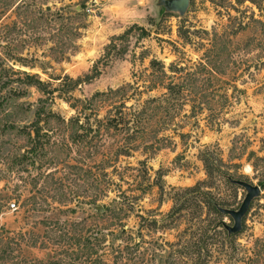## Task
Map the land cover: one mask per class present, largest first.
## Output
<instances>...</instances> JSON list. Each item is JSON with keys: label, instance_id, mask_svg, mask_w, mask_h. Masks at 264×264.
I'll return each instance as SVG.
<instances>
[{"label": "rangeland", "instance_id": "374dc122", "mask_svg": "<svg viewBox=\"0 0 264 264\" xmlns=\"http://www.w3.org/2000/svg\"><path fill=\"white\" fill-rule=\"evenodd\" d=\"M16 1L0 0V43L20 55L8 64L54 88L43 109L73 115L80 103L72 107L65 96L83 98L132 81V72L153 57L183 65L194 82L189 91L201 92L207 105L184 120L181 129L190 135L183 140L173 136L169 146L120 154L105 168L104 180L112 179L107 186L95 179L94 162L119 142L118 135L100 130L94 149L95 138L70 142L61 128H41L34 144L24 135L0 133V264H203L206 250L222 264L219 239L232 218L215 211L207 197L236 208L245 189L229 177L259 187L233 243L246 247L264 237V0H188L181 13L159 8L156 0H28L17 17ZM45 5L63 6L73 17L70 24H82L74 51L67 48L58 59L47 47L68 41L52 36L57 23H47L39 9ZM132 23L147 34L137 37L134 30L127 42L115 39L126 49L107 54L109 37ZM93 65V77L70 81ZM41 95L27 87L22 99L31 109L21 123L33 119ZM32 144L42 148L39 155L32 148L24 162L12 155ZM231 243L222 242L227 254ZM211 260L207 264H220Z\"/></svg>", "mask_w": 264, "mask_h": 264}, {"label": "trees", "instance_id": "16d2710c", "mask_svg": "<svg viewBox=\"0 0 264 264\" xmlns=\"http://www.w3.org/2000/svg\"><path fill=\"white\" fill-rule=\"evenodd\" d=\"M27 3L28 0L15 2L13 10L16 17L27 9ZM39 9L41 12H45L47 23H57L56 32L52 36L57 34V37L63 36L68 41L66 45L64 43L60 45L57 42L48 46V54L54 59H58L60 57L58 54L63 53L67 48L70 53L73 52L76 47L73 40L79 35V27L82 24L77 21L74 22L75 24H70L73 17L63 10V6L51 9L50 6L45 5L43 9ZM75 15L79 19L78 21L82 19L79 13L76 12ZM13 23H15L14 20H12ZM134 30L137 31L135 32L137 37H143L147 34L145 27L132 23L120 34H113L109 37V42L104 45L106 53H123L126 49L124 48L125 45L117 44L115 39L127 42L129 34L134 33ZM3 46L5 48L1 49ZM19 57L20 55L10 52L8 45L0 43V133L10 132L14 135H24L26 142H33L34 144L35 141L39 140L37 136L41 128L50 130V132L53 129L61 128L58 130L64 131L65 138L70 142H82L86 139L88 142L95 138L94 144H92L94 149H97L99 145L97 140L101 136L100 130L118 135L119 142L112 149L102 152L101 158L94 162V177L96 180H102L106 186L111 183L112 179L108 177L106 181L104 180L107 173L105 168L114 166L115 160L120 154L129 155L137 148H148V150L154 151L160 147L169 146V143H173V136L183 140L190 135L188 131L181 129L184 126V120L190 115L201 112L207 105L205 96L201 92L189 91L194 82L187 77V74L190 73L186 72L183 65L173 61L164 65L161 60L153 57L146 67L132 72L134 75L132 81H124L118 86L107 87L104 90H95L83 98L74 97L71 94L65 96L66 100L71 99L69 104L72 107H77V103H80V109L73 115L64 118L50 108L43 109L44 103L52 97L53 87L47 88V82L41 80L37 75L19 68H13L12 62L8 64L9 60L15 61ZM20 63L32 65L26 62ZM199 65L203 66L201 62ZM16 72L23 73L24 77L13 76ZM97 72L98 66L93 65L90 73L73 79L70 78V81H86ZM30 86L36 87L43 95L37 98L40 105L37 106L38 111L34 113L33 119L28 123H21L31 109V104L22 99L27 93V87ZM152 90L157 91L150 94ZM222 96L227 98L226 94ZM102 105L103 112H97L98 107ZM186 105L188 112L185 111ZM33 144L32 147L22 150V152H12V155L14 154V158L17 157L19 162H24L29 157L28 149H35ZM41 152V147L35 149V155H39L36 153ZM98 173H101L102 177L98 178ZM104 191L95 192L91 196L90 202L95 204L99 194L104 193ZM116 194L121 196L123 192L117 188ZM207 201L215 211H218L212 198L208 196ZM101 206L104 211L106 209L111 210L107 205L102 204ZM233 234L225 230L224 235L219 239L221 240L219 250L223 255L222 264H264V237H256L251 245L244 247L238 242L233 243ZM212 240L214 239L207 240L205 244L209 245ZM225 240L227 243L232 242L228 244L232 250L231 254H227L226 248L222 247V242L225 243ZM206 252L203 264H207L211 260L210 257H212V262L221 264V259L218 256H211L209 250ZM91 257L100 259L97 255Z\"/></svg>", "mask_w": 264, "mask_h": 264}, {"label": "water", "instance_id": "95a60500", "mask_svg": "<svg viewBox=\"0 0 264 264\" xmlns=\"http://www.w3.org/2000/svg\"><path fill=\"white\" fill-rule=\"evenodd\" d=\"M157 5L159 8L168 9V10H175L181 13L186 5L188 0H156ZM231 182L236 183L242 186L245 189L244 195L239 202L236 208L230 207H223L218 204H215L216 209L219 212L224 214H228L232 218L231 225H223L225 230L228 233H235L241 228V217L245 213L248 208V204L252 197L256 196L259 192V187L256 184H252L246 180L239 179V178H228ZM98 210H101L100 205H96Z\"/></svg>", "mask_w": 264, "mask_h": 264}, {"label": "built area", "instance_id": "2783aa9c", "mask_svg": "<svg viewBox=\"0 0 264 264\" xmlns=\"http://www.w3.org/2000/svg\"><path fill=\"white\" fill-rule=\"evenodd\" d=\"M9 205H10V207H14V203H13V201H11V202L9 203Z\"/></svg>", "mask_w": 264, "mask_h": 264}]
</instances>
